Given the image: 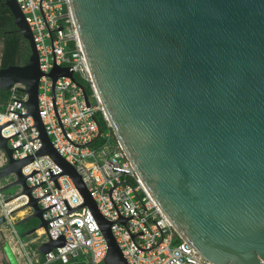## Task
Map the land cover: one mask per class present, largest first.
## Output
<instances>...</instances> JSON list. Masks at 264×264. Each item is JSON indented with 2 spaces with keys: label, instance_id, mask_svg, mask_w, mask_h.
I'll use <instances>...</instances> for the list:
<instances>
[{
  "label": "water",
  "instance_id": "obj_1",
  "mask_svg": "<svg viewBox=\"0 0 264 264\" xmlns=\"http://www.w3.org/2000/svg\"><path fill=\"white\" fill-rule=\"evenodd\" d=\"M28 43L25 66L0 70V92L28 86L29 115L48 155L69 175L109 246L107 264H127L111 223L76 169L54 149L39 115L42 77L33 34L17 0H4ZM91 75L112 131L178 237L214 264H264V0H69ZM54 82L73 78L56 68ZM88 106H91L84 89ZM3 191L20 186L45 229L39 200L13 159ZM101 133H99L100 136ZM15 214V213H14ZM7 223L0 218V231ZM64 240L44 244L47 255ZM9 264H19L10 245Z\"/></svg>",
  "mask_w": 264,
  "mask_h": 264
},
{
  "label": "built area",
  "instance_id": "obj_2",
  "mask_svg": "<svg viewBox=\"0 0 264 264\" xmlns=\"http://www.w3.org/2000/svg\"><path fill=\"white\" fill-rule=\"evenodd\" d=\"M33 34L42 77L38 108L43 126L56 152L81 176L101 216L111 223L112 234L127 264H214L178 235L134 170L117 141L99 98L69 0H17ZM68 69L73 78L56 82L51 74ZM91 90L88 106L84 89ZM86 90V89H85ZM28 86L16 84L6 102H0L1 137L8 140L13 159L33 161L22 174L39 200L47 231L25 241L15 228L19 211L31 215L30 198L23 189L8 196L4 188L15 175L0 180V218L6 244L19 264H107V240L92 210L65 170L50 156H38L43 148L35 119L29 115ZM102 114L107 129L97 120ZM99 133L100 136H99ZM9 164L0 150V170ZM7 191V190H6ZM15 213V214H14ZM19 217V218H25ZM47 236L35 250L32 245ZM64 240V246L47 255L41 247Z\"/></svg>",
  "mask_w": 264,
  "mask_h": 264
},
{
  "label": "trees",
  "instance_id": "obj_3",
  "mask_svg": "<svg viewBox=\"0 0 264 264\" xmlns=\"http://www.w3.org/2000/svg\"><path fill=\"white\" fill-rule=\"evenodd\" d=\"M0 5V9H1ZM2 14V12L0 13ZM3 15V14H2ZM1 22V20H0ZM4 29L0 24V46L4 45V49L2 51V57L0 58V70L4 68H8L11 66H25L30 57V48L28 43L24 40V38L18 34L14 33L11 36H7L4 34ZM86 92L89 96H91V90L85 86ZM1 102H6L9 94L0 92ZM97 120L101 127V130L104 132L107 129V124L102 116V114L97 115ZM179 242H182L180 238H178ZM9 264V262H7ZM61 264V263H54ZM75 264V263H72Z\"/></svg>",
  "mask_w": 264,
  "mask_h": 264
},
{
  "label": "rangeland",
  "instance_id": "obj_4",
  "mask_svg": "<svg viewBox=\"0 0 264 264\" xmlns=\"http://www.w3.org/2000/svg\"><path fill=\"white\" fill-rule=\"evenodd\" d=\"M19 190V187H13L6 192V194L8 196H13L17 191ZM28 215V214H25ZM24 215V216H25ZM29 216V215H28ZM27 217V216H26ZM19 219V218H18ZM18 219H16L15 221V228L16 230L19 232L20 236L27 242H29L30 240H32L33 238H36L37 235H33V237H26L24 234L26 232H30L33 231L34 229L38 228L40 226V222L37 219H32L29 222L23 224V225H18ZM5 232H7V230H5ZM47 240V236H44L39 243L32 245V247L35 250H38V248L40 247V245H42L43 242H45ZM6 245V239L4 235H0V264H7L8 260L7 257L5 255V252L2 250V247H4Z\"/></svg>",
  "mask_w": 264,
  "mask_h": 264
},
{
  "label": "flooded vegetation",
  "instance_id": "obj_5",
  "mask_svg": "<svg viewBox=\"0 0 264 264\" xmlns=\"http://www.w3.org/2000/svg\"><path fill=\"white\" fill-rule=\"evenodd\" d=\"M5 1L4 0H0V5H1V9H0V13L2 12V14H0V24L2 26V29H4V34H6L7 36H11V34L14 33H18V29L15 27V21L13 16L11 15L10 11L4 6ZM4 49V45L2 43V45L0 46V58L2 57V51Z\"/></svg>",
  "mask_w": 264,
  "mask_h": 264
},
{
  "label": "crops",
  "instance_id": "obj_6",
  "mask_svg": "<svg viewBox=\"0 0 264 264\" xmlns=\"http://www.w3.org/2000/svg\"><path fill=\"white\" fill-rule=\"evenodd\" d=\"M0 97H1V95H0ZM0 99H1V98H0ZM0 102H1V101H0ZM28 215H29V214H28ZM28 215H26V216H28ZM18 218H19V217H18ZM18 218H17V219H18ZM22 219H23V218H19V219L17 220L18 223H19ZM18 223H17V224H18ZM4 232H5V231L3 230L2 233H0V235H1V236H2V235H4V236H5V235L8 236V231L5 232V233H4ZM27 233H29V232H26L24 235H26ZM3 249H4V247H2V250H3ZM3 251H4V250H3Z\"/></svg>",
  "mask_w": 264,
  "mask_h": 264
},
{
  "label": "bare ground",
  "instance_id": "obj_7",
  "mask_svg": "<svg viewBox=\"0 0 264 264\" xmlns=\"http://www.w3.org/2000/svg\"><path fill=\"white\" fill-rule=\"evenodd\" d=\"M17 214H18V217H23L26 214V212L25 211H19ZM39 232L43 233V229H40Z\"/></svg>",
  "mask_w": 264,
  "mask_h": 264
}]
</instances>
